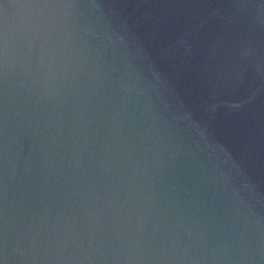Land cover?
<instances>
[{"label": "water", "instance_id": "95a60500", "mask_svg": "<svg viewBox=\"0 0 264 264\" xmlns=\"http://www.w3.org/2000/svg\"><path fill=\"white\" fill-rule=\"evenodd\" d=\"M0 264H264V0H0Z\"/></svg>", "mask_w": 264, "mask_h": 264}]
</instances>
